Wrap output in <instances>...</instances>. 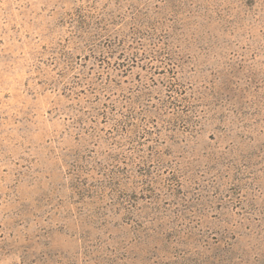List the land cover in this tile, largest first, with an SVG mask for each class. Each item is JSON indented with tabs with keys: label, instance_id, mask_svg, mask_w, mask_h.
<instances>
[{
	"label": "rangeland",
	"instance_id": "374dc122",
	"mask_svg": "<svg viewBox=\"0 0 264 264\" xmlns=\"http://www.w3.org/2000/svg\"><path fill=\"white\" fill-rule=\"evenodd\" d=\"M0 264H264V0H0Z\"/></svg>",
	"mask_w": 264,
	"mask_h": 264
}]
</instances>
